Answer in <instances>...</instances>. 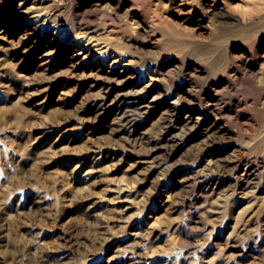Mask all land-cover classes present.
Here are the masks:
<instances>
[{"label":"rangeland","instance_id":"rangeland-1","mask_svg":"<svg viewBox=\"0 0 264 264\" xmlns=\"http://www.w3.org/2000/svg\"><path fill=\"white\" fill-rule=\"evenodd\" d=\"M0 264H264V0H0Z\"/></svg>","mask_w":264,"mask_h":264},{"label":"bare ground","instance_id":"bare-ground-1","mask_svg":"<svg viewBox=\"0 0 264 264\" xmlns=\"http://www.w3.org/2000/svg\"><path fill=\"white\" fill-rule=\"evenodd\" d=\"M216 5H218L217 2H215ZM223 17H227L229 18V15H227L226 13H223ZM234 81L233 80H229L228 82V86H233ZM140 99V97H139ZM138 99V100H139ZM145 104H138L136 106H133L132 108H127L121 115V121H122V126L127 127L129 125H134L137 123V121H140L141 116L143 115V113H145V111H147V109H145ZM162 135V136H161ZM157 137V136H156ZM224 135L222 133H220L217 129L212 130L209 133V138L212 139V143L210 144V147L215 149H221L222 147H225L226 144H224V140H223ZM154 138V137H153ZM176 139V138H175ZM153 145L151 146L152 148H158V147H165L166 149H169L171 151H173L174 147L176 144V140H174V138L170 139L169 136H167L166 134L163 135L160 134V136H158L157 139H155L154 141H152ZM226 142V141H225ZM227 146V145H226ZM173 147V148H172ZM172 148V149H171ZM247 164L245 165V170L244 172H242L241 174L237 175V181L239 183L242 182H249L252 179V174L253 172L250 170L248 162H246ZM236 167L237 164L232 163V161L226 162V163H222L219 165V170L223 171L224 169L228 168V167ZM206 176V175H205ZM210 177V176H209ZM209 177L206 176V180H210ZM203 179V180H204ZM207 186V185H206Z\"/></svg>","mask_w":264,"mask_h":264}]
</instances>
